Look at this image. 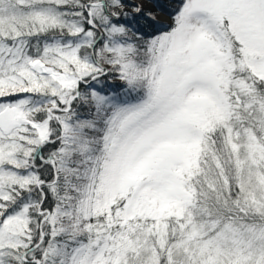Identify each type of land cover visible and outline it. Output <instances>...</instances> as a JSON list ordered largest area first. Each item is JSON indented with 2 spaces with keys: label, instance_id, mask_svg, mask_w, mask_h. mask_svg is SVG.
<instances>
[{
  "label": "snow or ice",
  "instance_id": "obj_1",
  "mask_svg": "<svg viewBox=\"0 0 264 264\" xmlns=\"http://www.w3.org/2000/svg\"><path fill=\"white\" fill-rule=\"evenodd\" d=\"M0 264H264V0H0Z\"/></svg>",
  "mask_w": 264,
  "mask_h": 264
},
{
  "label": "rangeland",
  "instance_id": "obj_2",
  "mask_svg": "<svg viewBox=\"0 0 264 264\" xmlns=\"http://www.w3.org/2000/svg\"><path fill=\"white\" fill-rule=\"evenodd\" d=\"M147 7V6H146ZM165 17H164V15L163 14H159L158 15V19H164Z\"/></svg>",
  "mask_w": 264,
  "mask_h": 264
}]
</instances>
